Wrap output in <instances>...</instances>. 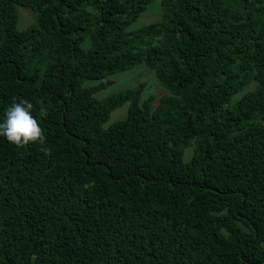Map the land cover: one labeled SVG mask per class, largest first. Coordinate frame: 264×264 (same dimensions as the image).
<instances>
[{
  "label": "trees",
  "instance_id": "16d2710c",
  "mask_svg": "<svg viewBox=\"0 0 264 264\" xmlns=\"http://www.w3.org/2000/svg\"><path fill=\"white\" fill-rule=\"evenodd\" d=\"M142 64L158 95L97 96ZM14 99L51 156L0 136V264H264V0H0Z\"/></svg>",
  "mask_w": 264,
  "mask_h": 264
},
{
  "label": "rangeland",
  "instance_id": "374dc122",
  "mask_svg": "<svg viewBox=\"0 0 264 264\" xmlns=\"http://www.w3.org/2000/svg\"><path fill=\"white\" fill-rule=\"evenodd\" d=\"M155 5H157V7ZM19 11L20 17L18 21V28L20 30L27 29L30 25L36 22L37 14L32 9L20 6ZM161 17V5L158 2L154 3L151 7L148 8L147 11L143 13L141 18L132 26V28H140L144 25L157 22L161 19ZM146 69H148V72ZM112 78L115 80L114 83L98 93V97L103 98L112 93L120 92L126 88L137 86L139 83H142V81L148 82L147 86L144 89L145 96H148L150 94L158 95V90L161 91V88H163L157 79L155 71L150 67H147L145 64L139 65L132 70L116 74ZM250 88H255V84L251 85ZM157 98L159 99V97ZM128 107L129 105L126 104L115 109L105 127H108L116 120L125 118L128 115ZM186 156V158L188 159V153Z\"/></svg>",
  "mask_w": 264,
  "mask_h": 264
},
{
  "label": "clouds",
  "instance_id": "9594fccd",
  "mask_svg": "<svg viewBox=\"0 0 264 264\" xmlns=\"http://www.w3.org/2000/svg\"><path fill=\"white\" fill-rule=\"evenodd\" d=\"M33 104L28 100L15 99L4 111V118L0 122V136L11 145L21 149L29 144H39L40 152L45 157L51 156V149L45 147L46 137L38 120L32 115ZM95 181L85 184L86 190L94 187Z\"/></svg>",
  "mask_w": 264,
  "mask_h": 264
}]
</instances>
